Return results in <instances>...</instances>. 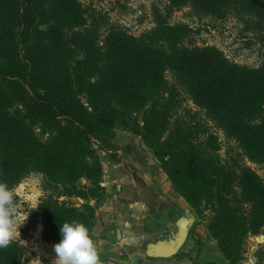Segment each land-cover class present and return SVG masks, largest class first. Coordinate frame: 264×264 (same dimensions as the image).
Here are the masks:
<instances>
[{
	"label": "trees",
	"instance_id": "trees-1",
	"mask_svg": "<svg viewBox=\"0 0 264 264\" xmlns=\"http://www.w3.org/2000/svg\"><path fill=\"white\" fill-rule=\"evenodd\" d=\"M141 35L90 22L81 0H0V182L14 188L42 175L36 214L43 237L83 223L94 238L97 203L107 195L100 150L117 128L145 138L189 206L212 212L211 235L229 260L264 228V178L244 159H224L211 123L264 164V64L230 59L216 45L188 43L191 28L171 9L191 6L217 18L264 0H169ZM170 8V9H169ZM182 90L209 121L174 118ZM15 240L0 264H30ZM259 264H264V247Z\"/></svg>",
	"mask_w": 264,
	"mask_h": 264
},
{
	"label": "rangeland",
	"instance_id": "rangeland-1",
	"mask_svg": "<svg viewBox=\"0 0 264 264\" xmlns=\"http://www.w3.org/2000/svg\"><path fill=\"white\" fill-rule=\"evenodd\" d=\"M81 1L87 9L90 22H97L101 30L106 31L114 26L123 28L137 36L155 25L154 11L156 9L167 11L170 3L169 0ZM258 2V4L254 3L253 8L247 9L245 18L248 21H244L234 13L223 19L217 18L202 14L191 6L171 9L173 11L170 21L174 23L183 22L189 25L192 30L187 40L189 44L216 45L235 62L258 67L264 64V2ZM181 98L182 106L175 113L174 118L181 123L186 122L188 124L197 120L210 122L205 112L193 102L188 92L182 90ZM210 124L212 125L211 131L218 136L221 156L230 160L244 159L264 178V164L251 162L243 157L238 143L227 138L223 130L214 126L213 123L210 122ZM115 144L113 150H100L102 162L103 160H128L126 164L129 165L130 171L134 172L138 168L142 170L145 167L143 166L145 165L143 161H145L148 162L147 165L151 164L153 167L151 171L154 173H166L153 149L149 147L141 135L121 125L117 128ZM133 160L137 161L139 167H137L136 162L132 163ZM13 189L20 208L19 220L24 223L19 229L20 238H16L25 247L24 258H28L30 264H52L56 257L53 250V245L56 243L43 237L41 218L36 214L38 204L45 195L42 188V175L38 172H32ZM161 192L166 193L165 190H161ZM104 200H100L97 207L103 204ZM175 201L178 203L177 199ZM169 202L174 204V199L169 198L168 195L166 197L155 196L154 199L150 200L153 210H159V207L164 208ZM180 214L193 218L188 243L185 244L184 251H187L191 245H194L192 250L196 251L204 239L208 242L209 240H216L208 228L213 215L209 209L204 211L205 215H202L190 205V207L184 208ZM143 223L145 224V221ZM177 232L161 231L159 239H168ZM149 241V239H144V243ZM211 241L210 243L213 244ZM263 247L264 228L260 233L250 234L244 239L241 245V257H236L234 264H259L260 249Z\"/></svg>",
	"mask_w": 264,
	"mask_h": 264
},
{
	"label": "crops",
	"instance_id": "crops-1",
	"mask_svg": "<svg viewBox=\"0 0 264 264\" xmlns=\"http://www.w3.org/2000/svg\"><path fill=\"white\" fill-rule=\"evenodd\" d=\"M134 162L139 167L137 161ZM126 163L128 160H103L102 184L106 186L107 195L97 207L93 238L101 264H230L216 240L204 239L196 251L192 250L194 245L184 251L188 237L175 255L150 256L148 245L162 241L159 239L161 231H178L180 212L190 206L166 173H154L151 164L145 161L142 170L132 172ZM163 189L165 194L161 192ZM167 195L174 199V204L169 202L164 208L153 210L150 200ZM144 239L150 241L144 243Z\"/></svg>",
	"mask_w": 264,
	"mask_h": 264
},
{
	"label": "clouds",
	"instance_id": "clouds-1",
	"mask_svg": "<svg viewBox=\"0 0 264 264\" xmlns=\"http://www.w3.org/2000/svg\"><path fill=\"white\" fill-rule=\"evenodd\" d=\"M20 208L15 191L6 182H0V249L9 247L20 238ZM62 239L53 245L56 253L52 264H101L100 256L89 229L73 220L60 226Z\"/></svg>",
	"mask_w": 264,
	"mask_h": 264
},
{
	"label": "water",
	"instance_id": "water-1",
	"mask_svg": "<svg viewBox=\"0 0 264 264\" xmlns=\"http://www.w3.org/2000/svg\"><path fill=\"white\" fill-rule=\"evenodd\" d=\"M192 223L193 218L181 216L178 219V232L169 239L158 243H150L148 245V254L153 257L166 258L178 253L186 242Z\"/></svg>",
	"mask_w": 264,
	"mask_h": 264
}]
</instances>
